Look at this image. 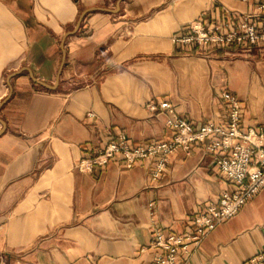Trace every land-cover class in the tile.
<instances>
[{
  "label": "crops",
  "instance_id": "1",
  "mask_svg": "<svg viewBox=\"0 0 264 264\" xmlns=\"http://www.w3.org/2000/svg\"><path fill=\"white\" fill-rule=\"evenodd\" d=\"M258 2L0 0V264H149L156 232L184 231L231 187L198 144L173 153L155 183L152 161L115 158L90 173L75 164L120 131L130 145L167 138L168 111L149 107L161 101L195 125L225 124L229 91L242 129L264 130V46L171 40L201 16ZM263 249L264 187L192 244L185 264H240Z\"/></svg>",
  "mask_w": 264,
  "mask_h": 264
},
{
  "label": "built area",
  "instance_id": "2",
  "mask_svg": "<svg viewBox=\"0 0 264 264\" xmlns=\"http://www.w3.org/2000/svg\"><path fill=\"white\" fill-rule=\"evenodd\" d=\"M173 43L182 47H236L251 51L264 46V0H259L254 11L235 15L226 11L222 19L210 21L203 16L190 22L171 36ZM226 109L225 124L206 122L195 125L177 115L171 103H151V110L165 109L169 116L166 125L170 134L163 140H151L130 145L126 134L118 132L92 156L81 157L75 164L82 172L104 167L120 158L126 167L137 161H152L150 179L157 182L167 168L169 157L177 151L188 152L194 144L214 156L218 171L231 185L216 200L206 204L203 211L190 218V226L182 232L165 236L156 232L149 247L157 249L149 264H185L191 245L198 244L217 223L235 215L243 204L264 187V130L255 126H241L239 99L229 91L220 93ZM240 264H264V249Z\"/></svg>",
  "mask_w": 264,
  "mask_h": 264
},
{
  "label": "water",
  "instance_id": "3",
  "mask_svg": "<svg viewBox=\"0 0 264 264\" xmlns=\"http://www.w3.org/2000/svg\"><path fill=\"white\" fill-rule=\"evenodd\" d=\"M122 1H123V0H117V3H116V9L119 8V5H120V3H121ZM85 12H86V11H85ZM85 12H84V13H85ZM84 13H83V14H84ZM83 14L80 16V18H79V20L77 21L75 27H74L72 30L68 31V32L65 34V37L68 36V35H70V34H72V33H74V32L77 30V28L79 27V24H80V21H81V19H82ZM65 37H64V38H65ZM63 61H64V53H63ZM63 61H62L61 66L63 65ZM16 74H17V72H13V73H11V74L8 76V84H9V88H10V89H11L10 79H11L14 75H16ZM31 78H32L33 81H35L36 83H38V84H40V85H42V86H44V87H48V88L53 89V88H55L56 85L58 84L59 75L57 76L56 82H55L54 84L46 83V82H44V81H42V80L37 79V78L34 77L33 75H31ZM6 99H7V98L3 99V101L0 103V108H1V106L4 104V102L6 101ZM0 123L2 124V129H0V134H1V133L4 131V128H5V122H4V120H2V119L0 118Z\"/></svg>",
  "mask_w": 264,
  "mask_h": 264
}]
</instances>
